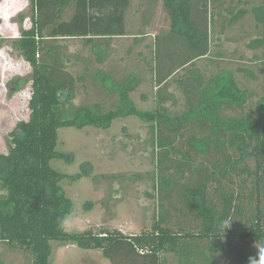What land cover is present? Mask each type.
Masks as SVG:
<instances>
[{
    "label": "trees",
    "instance_id": "obj_1",
    "mask_svg": "<svg viewBox=\"0 0 264 264\" xmlns=\"http://www.w3.org/2000/svg\"><path fill=\"white\" fill-rule=\"evenodd\" d=\"M134 1L29 0L21 21L29 19L30 27L22 26L10 42L32 68V90L29 119L11 133L8 153H0V241L23 251L26 264H52L53 243L101 250L111 264H167L170 254L176 264H227L222 259L227 242L264 246V86L257 114L243 115L250 97L236 73L211 74L199 64L249 13L262 38L248 48L264 47V0H137L141 23L131 32L127 16ZM131 36L154 38L147 53L138 50L137 59L150 74L156 108L140 109L131 97L144 84L145 71L116 80L115 65L97 74L100 90L115 96L113 104L76 106L81 78L68 66L59 42L84 40L102 65L111 58L110 40ZM236 72L256 78L248 68ZM261 76L264 80L263 59ZM176 85L180 112L171 110L179 104L176 94L174 107L165 102L167 89ZM126 117L150 127L156 171L154 194L147 195L157 201L151 228L130 235L118 229L68 232L60 222L72 218L76 208L61 183L82 175L52 167L53 160L65 159L58 151L59 130H107ZM225 220L230 227L223 230Z\"/></svg>",
    "mask_w": 264,
    "mask_h": 264
},
{
    "label": "rangeland",
    "instance_id": "obj_2",
    "mask_svg": "<svg viewBox=\"0 0 264 264\" xmlns=\"http://www.w3.org/2000/svg\"><path fill=\"white\" fill-rule=\"evenodd\" d=\"M139 3L140 1H134L128 11L127 20L131 32L137 30L141 23L142 9ZM28 12L29 0H0V153L4 154L8 153L11 133L20 121L28 120L30 115L32 68L10 43L11 40L19 38L22 26L30 27L29 19L23 23L21 21L22 16H26ZM158 16L162 15L159 13ZM254 24V17L249 13L244 21L228 29L227 34L219 41L220 46L213 45L210 58L199 63L211 74L226 70L236 73L241 87L248 91L250 97L248 105L242 111L243 115L247 112L257 114L256 102L263 94L264 86L261 76L264 47L257 51L248 48V44L254 38H262L261 31L258 33L253 29ZM153 39V36L145 38L131 36L110 40L106 52L110 50L111 58L109 57L110 60L102 65L98 63V55L94 50L85 46L84 40L59 42L65 47L68 66L81 78L76 85L74 104L91 106L98 102L109 108L115 96H109L107 92L100 90L103 84L97 74L106 73L115 65L116 80L126 77L130 71H134L135 74L145 71L144 84L131 97L140 109H155L157 101L151 94L153 88L148 82L151 80L150 74L146 72V66L139 64L137 59L138 50L147 53ZM136 43L140 45L134 47ZM130 47L133 51L128 53ZM224 52L225 56L218 57V54ZM98 53H102L100 48ZM122 57L128 59L121 61ZM255 57L259 59L256 60ZM239 67L252 70L256 78L236 72ZM172 90L175 91L179 104L171 110L180 112L182 96L178 85L173 86ZM149 129V125L138 118L126 117L116 120L107 130L94 127L59 130L58 151L65 155V159L53 160L52 167L62 174L82 175L78 181L65 179L61 183L66 196L73 201L76 208L71 218V226L65 227L68 232L92 230L100 233L103 230L118 229L130 235L151 228L156 215L157 201L147 195L154 194L152 176L156 171ZM247 165L253 167L254 164L249 161ZM114 191L117 192L113 196ZM109 197L110 203L105 207L104 203ZM227 243L226 255L222 257L229 260L227 264L238 259L243 264H249V258L258 254L256 244ZM24 254L20 249L0 241V261L5 264H26ZM166 257L167 264H176L171 254ZM51 262L111 264L104 258L101 250H84L76 245L60 243H53Z\"/></svg>",
    "mask_w": 264,
    "mask_h": 264
},
{
    "label": "clouds",
    "instance_id": "obj_3",
    "mask_svg": "<svg viewBox=\"0 0 264 264\" xmlns=\"http://www.w3.org/2000/svg\"><path fill=\"white\" fill-rule=\"evenodd\" d=\"M60 223L64 227H70L72 221L70 217H65ZM221 226L223 227V230L230 227L227 220L222 221ZM256 248L258 249V254L255 257L249 258V264H264V246L256 244Z\"/></svg>",
    "mask_w": 264,
    "mask_h": 264
},
{
    "label": "crops",
    "instance_id": "obj_4",
    "mask_svg": "<svg viewBox=\"0 0 264 264\" xmlns=\"http://www.w3.org/2000/svg\"><path fill=\"white\" fill-rule=\"evenodd\" d=\"M172 88L173 87H170L169 89H167V91H166V95H169V97L167 96V97H165L166 99V101L165 102H167V106H172V107H174L173 105H172V95H174L175 94V91H173L172 90Z\"/></svg>",
    "mask_w": 264,
    "mask_h": 264
}]
</instances>
